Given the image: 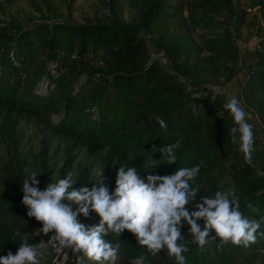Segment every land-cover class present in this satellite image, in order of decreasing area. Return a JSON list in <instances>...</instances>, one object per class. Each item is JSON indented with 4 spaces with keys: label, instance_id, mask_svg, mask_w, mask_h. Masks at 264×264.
<instances>
[{
    "label": "trees",
    "instance_id": "obj_1",
    "mask_svg": "<svg viewBox=\"0 0 264 264\" xmlns=\"http://www.w3.org/2000/svg\"><path fill=\"white\" fill-rule=\"evenodd\" d=\"M185 1L191 15L200 9L236 14L233 8L240 7L234 0ZM160 4L158 0L146 17L149 29L152 22L164 17L167 7L163 4L159 8ZM236 15L237 23L243 24L246 19L244 11L240 10ZM3 32L0 39L4 40L5 46L0 47V74L8 80L7 86L0 90V102L10 104L15 99L16 88L13 85H17L15 82L21 80L22 74L26 76L28 87L24 89L27 92L46 84L48 96L54 90V98L46 104L47 113H62L58 126L73 139L85 136L100 151L110 148L106 156L103 152L101 156L109 164L116 161L117 172L120 166L139 169L153 155L160 166L149 170L160 176L173 174L179 167L196 165H200L199 175H202L220 167L239 152V145L231 143L229 130L234 124L224 109L227 100L207 88L196 91L192 87L197 85L200 76L220 78L230 72V64L240 51L232 42L229 31L222 37L206 39L204 56L194 55L192 48L172 44L163 37L157 39L156 48L165 54L172 73L165 70L160 61L150 62L145 39L138 36L135 27L119 22L117 17L112 23H64L38 25L31 29L8 24ZM100 52L103 53L102 66H96L93 58ZM26 63L32 67L31 73L24 68ZM251 69L254 74L245 80L242 87V104L248 100L264 115V40ZM83 78L86 89L82 86L78 89ZM196 94L205 97L196 100ZM156 117L166 122L167 131L160 128ZM177 141L181 146L177 149L176 164L168 165L159 152H151L154 146L159 148ZM130 154L135 157L134 161L128 159ZM260 158H263L260 154L253 156L254 167ZM244 165L243 176L251 175L254 167L247 163ZM244 178L241 177L240 181ZM42 187L43 183H40L41 190ZM259 192H247L239 187L237 195L241 198L243 214L261 221L264 218V192ZM22 197V191L0 188V256H6L8 251L15 254L18 250L21 236L15 241L11 239L17 229L23 237L25 231L42 227L34 218L27 216L28 208L23 205ZM248 204L258 211L253 212ZM192 210L189 207V211ZM80 220L86 226L94 222L99 224V217L94 213H90L87 219L81 216ZM198 223L203 228V220ZM181 232L189 247L185 253L186 264H206L208 246L211 252L232 261L244 253L252 256L257 245L264 243V236L258 234L257 242L248 248L229 243L218 251L221 243L217 237L200 250L192 243L187 225ZM259 232H264V222ZM210 237H215L214 231L210 232ZM106 239L116 243L111 235ZM120 241V250L129 258L135 259L143 253L147 257L146 264H161L167 258L164 251L151 256L127 231ZM169 263L176 264L174 258H170Z\"/></svg>",
    "mask_w": 264,
    "mask_h": 264
},
{
    "label": "rangeland",
    "instance_id": "obj_2",
    "mask_svg": "<svg viewBox=\"0 0 264 264\" xmlns=\"http://www.w3.org/2000/svg\"><path fill=\"white\" fill-rule=\"evenodd\" d=\"M157 1L0 0V35L4 34L3 29L8 24L31 29L38 25L64 23L80 25L112 23L117 17L119 22L135 27L138 36L145 39L150 62L160 61L164 69L172 73L165 54L156 48L157 39L163 37L172 44H182L192 48L194 55L204 56V41L215 36L222 37L229 31L232 42L240 51L237 59L230 64V72L220 78L200 76L197 78V85L192 87L196 91L207 88L227 101L233 97L238 98L248 112L250 120L255 124L254 131L257 135L253 156L260 154L263 158L256 162L251 175L248 176H243L245 161L240 151L224 161L220 167L199 175L193 185L201 188L196 202L199 203L202 197L214 195L218 190L232 189L237 194L239 187H243L247 192H264V176L257 175V169L264 170V167H261L264 165V162L262 164L264 115L248 100L245 104H242L241 100L243 84L252 75V65L256 61L264 40V0H234L235 4H240V7L233 8L234 12L237 14L242 10L246 16L245 22L241 25L237 23L236 14L200 9L191 15L186 9L185 0H160L161 4L158 7L160 8L163 4L167 7L164 17L152 22L149 29L146 27V17L149 12H152ZM13 33L11 32L12 35ZM3 46L5 42L0 39V47ZM102 58V52L94 56V65L102 66ZM24 68L28 71L27 73L32 72L29 63H26ZM20 79L15 82L17 85H13L16 88L15 99L10 104L0 102V188L22 191L24 180L33 172L37 174L40 183H43L42 189L48 183L65 178L68 173L72 174L76 182L73 185L74 189L85 186L91 188V183H96L99 179L96 176V170L104 168L103 182L108 186L110 193L114 192L117 175L116 161L111 164L104 162L101 156L103 151H100L89 138L83 136L75 140L61 130L58 124L63 114L55 111L47 113L46 110V104L54 98V90L48 96L47 86L42 84L38 89L33 87L34 89L31 88V91L27 92L24 89L28 87L25 74H22ZM0 80L1 90L7 86L8 78L1 77L0 74ZM84 81V78L80 79L78 89L81 86L84 87L82 89H86L87 85ZM137 170L138 175L142 179L145 178L144 167ZM148 171L151 170L148 169ZM241 177H245L244 181H240ZM72 206L74 209L77 207L75 204ZM93 225L98 223L94 222L90 226ZM34 231L28 230L23 234L30 243H39L41 239L47 242L52 235L49 233L48 236L35 237ZM223 245H219L218 251H221ZM208 251L206 264H264L263 242L257 245V251L252 256L249 257L244 253L232 261L211 252L209 246ZM119 255L120 258L116 264H132L134 259L125 256L121 250ZM74 260L71 252H68L66 256L49 248L40 257V264H73ZM169 261L170 258L167 256L161 264H170ZM85 264H93V262L86 259Z\"/></svg>",
    "mask_w": 264,
    "mask_h": 264
},
{
    "label": "clouds",
    "instance_id": "obj_3",
    "mask_svg": "<svg viewBox=\"0 0 264 264\" xmlns=\"http://www.w3.org/2000/svg\"><path fill=\"white\" fill-rule=\"evenodd\" d=\"M202 96L196 94L194 98ZM224 109L234 124L229 130L231 143L239 145L245 163L254 167L257 135L254 122L236 97L228 100ZM156 121L167 131L162 118L156 117ZM180 146L177 141L159 148L154 146L151 152H159L168 165L176 164ZM109 151L110 148L105 147L103 154L106 156ZM128 159L134 161L135 157L130 154ZM158 161L153 155L145 160L143 179L136 167L120 166L115 190L111 193L103 182L104 168L96 170L99 179L91 183V188L79 189L73 188L76 182L68 173L41 190L38 176L33 172L23 182L22 203L28 208L27 216L42 225L33 232L35 237L52 235L47 242L41 239L39 243H30L17 229L11 239L15 241L21 236L20 246L15 254L8 251L6 256H0V264H40V257L49 248L66 256L71 252L75 264H85L86 259L93 264H116L120 258V237L125 231L135 236L137 243L151 256L164 251L176 264H186L185 253L189 251L187 239L181 232L184 225L189 228L192 243L200 250L217 237L221 244L248 248L257 242L258 234L264 236V232H259L264 218L258 221L245 216L241 211V198L232 189L215 191L214 195L202 197L195 203L201 188L193 185L200 174V165L179 167L173 174L160 176L148 171L157 169ZM257 175L264 176V170L257 169ZM73 204L77 206L75 209ZM189 207L193 210L189 211ZM247 207L258 211L251 204ZM90 213L99 217L98 225L86 226L81 222L80 217L87 219ZM201 220L203 228L198 223ZM211 231L215 232V237H210ZM110 235L116 243L106 239ZM146 260L141 253L132 264H146Z\"/></svg>",
    "mask_w": 264,
    "mask_h": 264
},
{
    "label": "built area",
    "instance_id": "obj_4",
    "mask_svg": "<svg viewBox=\"0 0 264 264\" xmlns=\"http://www.w3.org/2000/svg\"><path fill=\"white\" fill-rule=\"evenodd\" d=\"M253 74H254V72H252V75L251 76H253ZM251 76H249V77H251Z\"/></svg>",
    "mask_w": 264,
    "mask_h": 264
}]
</instances>
